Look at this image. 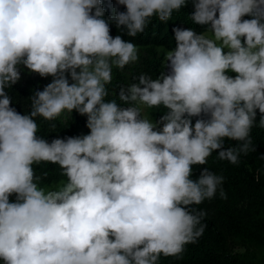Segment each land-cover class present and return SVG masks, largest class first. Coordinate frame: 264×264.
Returning a JSON list of instances; mask_svg holds the SVG:
<instances>
[{"label":"clouds","instance_id":"obj_1","mask_svg":"<svg viewBox=\"0 0 264 264\" xmlns=\"http://www.w3.org/2000/svg\"><path fill=\"white\" fill-rule=\"evenodd\" d=\"M188 3L118 0L106 15L103 0H0V264H160L204 234L198 206L227 197L225 177L195 166L213 152L238 164L264 128V0H191L204 30L174 27L158 75L108 88L140 58L110 24L135 37ZM24 68L52 80L22 114L8 90ZM73 110L88 133L39 134L38 118L56 129ZM45 163L60 179L43 181Z\"/></svg>","mask_w":264,"mask_h":264},{"label":"trees","instance_id":"obj_2","mask_svg":"<svg viewBox=\"0 0 264 264\" xmlns=\"http://www.w3.org/2000/svg\"><path fill=\"white\" fill-rule=\"evenodd\" d=\"M117 3L118 0H103L106 15L112 14V6ZM119 8L121 11L126 10V6L124 5H119ZM193 10L191 0H189V3L180 12L174 13L171 20L165 23L154 17L144 32L137 34L135 37L122 33L115 23L110 24V32L113 36L123 35L124 39L132 40L140 50V58L136 63L126 66L122 71L113 69V81L108 85L110 95L113 90L118 92L121 84L131 82L132 77L141 72H147L155 76L163 70L165 54L161 49L170 50L175 46L173 38L174 27L179 25L183 27H196L198 31L204 30L205 26L194 25L190 20L188 14ZM44 81L47 80L33 77L20 79L8 90L9 94L13 97V106L17 111L23 114L24 111L29 110L31 106L29 96L34 89L42 90L50 82L44 83ZM159 111L154 110L151 113L159 116L161 115ZM257 113V120H259V110H257ZM38 119L41 122L39 134L47 135L49 140L57 135L67 137L86 134L90 131L86 126L87 117L75 110H73L72 115L69 114L62 120L58 119L56 121V129L49 128V121H44L42 118ZM195 119L193 118L194 121ZM251 135L255 151L249 152L247 155L242 154L238 164H232L227 160L219 159L215 152L210 156L211 162H213L218 172L224 175V184L235 199L237 197L242 200L249 197H264L263 191L258 186L264 165V159L260 157L264 154V128L254 126ZM230 143H236V141H227L225 147ZM37 172L38 175L47 173V176L43 177V181L46 183L55 182L60 179L59 169L55 164L45 163L37 165ZM198 207L202 208L201 205ZM204 223H206L207 227L197 242L187 244L184 251L178 255H162L160 264H242L236 255L231 256L228 253L226 236L215 222L206 216Z\"/></svg>","mask_w":264,"mask_h":264},{"label":"rangeland","instance_id":"obj_3","mask_svg":"<svg viewBox=\"0 0 264 264\" xmlns=\"http://www.w3.org/2000/svg\"><path fill=\"white\" fill-rule=\"evenodd\" d=\"M164 54L167 49H161ZM233 75H235L233 73ZM44 78L52 80V76L43 77L39 73L31 72L27 69L21 71L20 79ZM44 81V83H47ZM151 118H159L149 112ZM209 167L217 171L210 157L207 165L195 166L193 177L200 174V169ZM258 186L264 193V165L262 176ZM227 193L226 198H221L219 194L211 200H206L201 204L208 212V217L222 230L227 239L228 253L236 255L242 264H264V197H249L242 200L233 198L224 184ZM10 199H15L13 195Z\"/></svg>","mask_w":264,"mask_h":264}]
</instances>
